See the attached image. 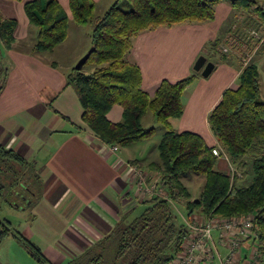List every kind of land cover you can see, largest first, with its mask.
<instances>
[{
    "label": "trees",
    "instance_id": "trees-1",
    "mask_svg": "<svg viewBox=\"0 0 264 264\" xmlns=\"http://www.w3.org/2000/svg\"><path fill=\"white\" fill-rule=\"evenodd\" d=\"M22 1V0H17ZM225 0H117L103 16L96 15L93 0H70L73 20L92 27L93 51L83 66L94 64L90 74L75 70L67 76L82 105L81 120L108 146L127 147L152 137L155 127L145 128L142 118L152 112L164 129L158 146L162 175L169 199L154 196L145 201L143 212L127 225L94 244L70 264H169L183 250L189 236L185 222L179 221L174 202L184 206L188 217L202 216L227 220L253 213V238L264 263V101L260 95V73L255 64L243 69L236 88L227 89L208 117L210 128L231 163L241 176L217 168L215 146L193 132H177L171 118L182 115V97L196 80L193 73L176 82L163 80L151 97L142 88L138 66L127 61L133 40L140 34L183 23H202L215 17V6ZM238 10H246L253 0H231ZM29 23L38 29L34 50L51 51L68 37L69 18L57 0H32L24 4ZM258 13L264 15L262 8ZM17 21L0 10V40L6 49L15 42ZM230 45L242 53L241 42ZM219 51V50H218ZM222 52V49L221 51ZM223 54V53H222ZM123 109V120L111 122L107 115L113 106ZM188 173L205 177L198 199H191L180 178ZM243 181L244 184L239 185ZM41 179L34 161L0 143V202L17 207L20 190L27 198L39 196ZM22 188V189H21ZM22 194V195H23ZM3 200V199H2ZM181 202V204H180ZM11 232H0V243ZM20 239L37 260L51 264L39 248L18 232Z\"/></svg>",
    "mask_w": 264,
    "mask_h": 264
},
{
    "label": "crops",
    "instance_id": "crops-1",
    "mask_svg": "<svg viewBox=\"0 0 264 264\" xmlns=\"http://www.w3.org/2000/svg\"><path fill=\"white\" fill-rule=\"evenodd\" d=\"M15 1L0 0L3 15L17 21L18 46L6 49L0 40V79L4 77L0 88V143L36 162L41 187L37 198H27L14 207L28 209L29 217L23 219L19 229L9 227L11 232L0 244V264H46L29 256L22 248H26L24 243L12 231L39 248L51 264H70L130 219L133 211L145 207L147 198L138 195V186L130 179L133 171L129 165L131 161L142 166L144 163L138 159L141 155L132 151L126 155L125 148L111 153L82 122L80 100L74 89L67 86V76L75 69L73 57L72 63L63 65L58 59L52 60L55 55L47 57L33 53L31 48H19L25 42L32 47L37 30L24 10V4L31 0ZM57 1L69 18V38L74 22L70 19V0ZM93 1L97 9L101 0ZM253 1L243 11L231 2H222L215 6L211 21L142 33L133 40L126 56L128 62L139 67L142 88L151 97L163 80L176 82L193 73L197 75L183 94L182 115L171 118L170 124L177 132L200 135L210 147H216L218 142L208 122L209 114L227 89L238 86L242 70L238 49L232 46V54L224 59L218 53L225 55L220 52L221 47L240 37L237 30H230L237 13L245 12L249 22L264 30V15L257 11L259 7L264 12V0ZM253 64L260 73L262 95L264 46ZM107 117L113 123L122 122V107L113 106ZM131 200L136 207L128 211L125 205ZM223 228L218 226L214 230L217 244ZM218 249L222 256L228 254V249Z\"/></svg>",
    "mask_w": 264,
    "mask_h": 264
},
{
    "label": "rangeland",
    "instance_id": "rangeland-1",
    "mask_svg": "<svg viewBox=\"0 0 264 264\" xmlns=\"http://www.w3.org/2000/svg\"><path fill=\"white\" fill-rule=\"evenodd\" d=\"M22 1H18V2H22ZM116 1L117 0H114V2H113V0H101L100 3H97L98 5H97V9H96V15L100 16V17L103 16L105 14V12ZM15 2H17V0ZM228 2L230 3L231 0L223 1V3H228ZM245 14L246 13L244 12V13H237L236 15H234V18H233L232 22L230 23V25H231L230 30H232L234 32L237 30V32L241 36L243 35L244 30L247 26L248 27H254L258 31L262 30V28L254 26L255 22H249V20L246 19ZM72 18L73 17L71 15L70 19H72ZM183 24H186V25L190 24L191 25L192 23H183ZM33 27L37 30V33H36V36L34 39L35 41L32 44V47L27 45V43L24 41L26 45L25 46L20 45L19 48L28 49V50L31 48L30 51H32L33 53L41 54V55L44 54L43 56H47V57L55 55L57 57H55L52 60L56 61L55 59H58V61H60V63H63V65H67L69 63H72L71 61H73V58H74V67H76L78 62L93 48L92 37L90 36L92 33V27L90 25L79 26L78 24L73 22L70 26L71 27L69 30L70 35H69V38L67 37L68 39H66L61 44L55 46L51 51H48V53L46 51L38 52V51L34 50V46H35V43L37 40L38 29L35 26H33ZM82 27H84V28L82 29ZM226 27H229V24H227ZM75 28H77V30ZM222 28H223V25L219 28V31L222 30ZM14 37H15V34H14ZM15 42H16V38H15ZM15 42L11 48H13V47L17 48L18 47L15 45ZM225 45H228V44H225ZM228 46H230V45H228ZM230 47H231V50L229 53H227L225 55H221L218 53V56L221 59L227 58V56L231 55L232 54L231 52L233 51L232 46H230ZM70 58H72V59H70ZM196 66L197 65H195V67ZM95 68H96V65L89 64V65H86L82 69V72H84L85 74H90L94 71ZM241 68H242V70H241V73H242V71L244 69L242 67V63H241ZM75 70L76 69H74L72 71V73ZM3 83H4V77L3 78L1 77L0 88L3 86ZM263 89H264V87H263ZM261 97H262L261 99L264 100V91H263ZM145 115L146 116L142 118V125L146 128H150V127L156 128V132L152 137H150L149 139H146L144 141H139L137 143H134L132 145L124 147L125 149L115 145L118 148V150L115 153L111 152V149L114 146H108L106 144L105 145L107 146V149L110 150V152L113 154H116L117 152L119 153V150L124 149L123 151L125 152L126 155H128V153L131 151L137 155H141L142 158H138V159H141V161L144 163L143 166L137 164L136 161L129 162V165L131 166V170L133 171V173L130 176V179L133 181V183L135 185L137 184L138 189H139L138 195L141 196V198H147V201H148V199H151L154 196H158L157 194H161V192H166L165 188L163 187V181H162L161 173L159 171L155 170L156 167H153L155 165L157 166V165L162 164V161L160 159L158 146L162 140L164 129L161 125H159L157 123L155 116L152 112L149 111ZM217 142H218V144H217L216 148L220 152V156L218 157V162H217V168L222 170V171H226L227 173L231 174V176H234L235 174H237L238 176H241V174H242L241 170L236 165L231 163L230 156L227 154V152L225 151V149L223 148L221 143L218 140H217ZM139 171L141 173H143L144 177H142L141 174H139ZM144 179L146 180L147 183L150 181V185H148V187H149V189H152V187H153L152 192L147 193V192L140 189L139 182L141 180H144ZM151 183H153V185H151ZM180 183L183 184V186H185L188 189V191L191 194V199L194 200V199L200 198V195H201L203 188H204V185H205V177L198 175L196 173H188V174L183 175L180 178ZM242 184H244L243 181H240L239 185H242ZM19 194H21L22 197L26 196L25 194H23V191H21V190H20ZM22 197L21 198H15V199L18 200L19 203H23ZM160 198H162V197H160ZM2 199L0 202V232L3 231L5 229V227H10L13 230L19 229L20 223L24 222L23 219H26L29 217L30 211L28 209H16L13 206L9 205L5 201L4 197ZM180 204H181V202H180ZM172 206L177 211L179 221L183 220V222H185V219H190L192 217V218H194L193 220H196L199 223L210 222L212 224V226H214L215 228L218 226L224 227V224H223L224 220L220 219V217H213L211 219V218L202 216L201 214H199L198 211L194 212L195 215L188 217L184 206H180L176 202H174L172 204ZM134 207H136V203L133 200H131L130 202H127L125 205V209H127L128 211L133 210ZM143 210H144V208H142L140 206V208L133 211L130 215V219L122 222L121 226L127 225L131 220H133L134 218L139 216L143 212ZM250 215H253V213L247 214L244 217L243 216H238V217L233 216L231 218V219H234L233 226H236L239 223V221L241 220V218L244 219V218L249 217ZM213 236H214V232H213ZM6 238H7V236L3 239L2 243L6 241ZM214 240H215V236H214ZM215 242H217V241L215 240ZM225 242H226V244H228V238H225ZM218 244H219V242H218ZM22 248L26 251V253L29 256H32L27 248H24V246ZM221 252L224 255L227 254V252H225L223 250ZM216 264H219V262Z\"/></svg>",
    "mask_w": 264,
    "mask_h": 264
},
{
    "label": "built area",
    "instance_id": "built-area-1",
    "mask_svg": "<svg viewBox=\"0 0 264 264\" xmlns=\"http://www.w3.org/2000/svg\"><path fill=\"white\" fill-rule=\"evenodd\" d=\"M239 38L242 48L240 61L242 67L246 68L253 64L255 56L261 47L264 46V30L258 31L254 27L247 26L243 35H240ZM228 45L221 47L223 54L230 52L231 47ZM117 150V146H114L111 152L115 153ZM213 154L216 157L220 156V152L216 147L213 148ZM139 174L144 177L140 171ZM144 180L139 182L140 189L147 193L152 192L153 187L152 189L148 187L150 181L147 183ZM157 195L164 197V199H169L167 192H161V194ZM193 219L192 217L185 219L189 229L187 242L183 246V250L169 264H216L217 261L219 264H264L257 244L252 241L254 234L252 228L253 216L241 218L236 226H233L234 219L224 220V233L219 240V244L214 240L213 232L215 227L210 222L199 223ZM225 238H228V244H226ZM218 246L228 249V254L222 256Z\"/></svg>",
    "mask_w": 264,
    "mask_h": 264
},
{
    "label": "water",
    "instance_id": "water-1",
    "mask_svg": "<svg viewBox=\"0 0 264 264\" xmlns=\"http://www.w3.org/2000/svg\"><path fill=\"white\" fill-rule=\"evenodd\" d=\"M93 51V48L91 51H89L79 62L78 64L76 65L75 69L76 70H81L83 68V66L85 65V63L87 62V60L89 59L91 53ZM203 75H206V73H203Z\"/></svg>",
    "mask_w": 264,
    "mask_h": 264
}]
</instances>
